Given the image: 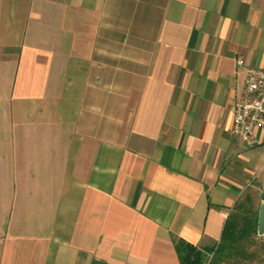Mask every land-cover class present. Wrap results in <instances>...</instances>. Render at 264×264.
<instances>
[{"label":"crops","instance_id":"0c3cea01","mask_svg":"<svg viewBox=\"0 0 264 264\" xmlns=\"http://www.w3.org/2000/svg\"><path fill=\"white\" fill-rule=\"evenodd\" d=\"M262 67L264 0H0V264L213 262L264 203Z\"/></svg>","mask_w":264,"mask_h":264},{"label":"built area","instance_id":"2783aa9c","mask_svg":"<svg viewBox=\"0 0 264 264\" xmlns=\"http://www.w3.org/2000/svg\"><path fill=\"white\" fill-rule=\"evenodd\" d=\"M237 61L238 65L244 66L242 56ZM257 130L264 131V67L248 68L242 93L234 106L233 136L246 147L258 146L264 144V140L256 137Z\"/></svg>","mask_w":264,"mask_h":264},{"label":"trees","instance_id":"16d2710c","mask_svg":"<svg viewBox=\"0 0 264 264\" xmlns=\"http://www.w3.org/2000/svg\"><path fill=\"white\" fill-rule=\"evenodd\" d=\"M258 218V212H243L232 215L224 227L220 245L214 249V258L218 261H227L228 257L238 250L244 240L257 235ZM176 249L181 264H205L207 253L213 251V249L197 248L184 240L177 243Z\"/></svg>","mask_w":264,"mask_h":264},{"label":"rangeland","instance_id":"374dc122","mask_svg":"<svg viewBox=\"0 0 264 264\" xmlns=\"http://www.w3.org/2000/svg\"><path fill=\"white\" fill-rule=\"evenodd\" d=\"M247 210L248 213L252 212V209ZM210 264H264V237L253 235L244 240L227 261H218L214 258Z\"/></svg>","mask_w":264,"mask_h":264},{"label":"water","instance_id":"95a60500","mask_svg":"<svg viewBox=\"0 0 264 264\" xmlns=\"http://www.w3.org/2000/svg\"><path fill=\"white\" fill-rule=\"evenodd\" d=\"M262 199L264 201V193L262 194ZM258 234L264 236V203L261 205L258 218Z\"/></svg>","mask_w":264,"mask_h":264}]
</instances>
